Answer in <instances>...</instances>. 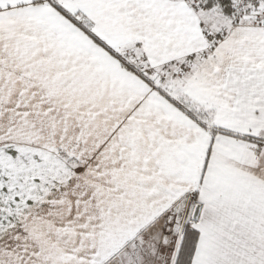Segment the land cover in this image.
I'll return each mask as SVG.
<instances>
[{
    "label": "snow or ice",
    "instance_id": "snow-or-ice-1",
    "mask_svg": "<svg viewBox=\"0 0 264 264\" xmlns=\"http://www.w3.org/2000/svg\"><path fill=\"white\" fill-rule=\"evenodd\" d=\"M0 264H264V0H0Z\"/></svg>",
    "mask_w": 264,
    "mask_h": 264
}]
</instances>
